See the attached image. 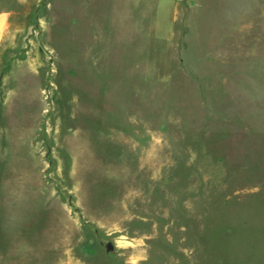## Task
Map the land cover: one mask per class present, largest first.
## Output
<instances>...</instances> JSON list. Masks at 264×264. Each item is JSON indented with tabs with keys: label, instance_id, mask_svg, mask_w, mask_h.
Segmentation results:
<instances>
[{
	"label": "rangeland",
	"instance_id": "374dc122",
	"mask_svg": "<svg viewBox=\"0 0 264 264\" xmlns=\"http://www.w3.org/2000/svg\"><path fill=\"white\" fill-rule=\"evenodd\" d=\"M0 4V264H264V0Z\"/></svg>",
	"mask_w": 264,
	"mask_h": 264
},
{
	"label": "crops",
	"instance_id": "0c3cea01",
	"mask_svg": "<svg viewBox=\"0 0 264 264\" xmlns=\"http://www.w3.org/2000/svg\"><path fill=\"white\" fill-rule=\"evenodd\" d=\"M11 15V11L0 4V50L8 31Z\"/></svg>",
	"mask_w": 264,
	"mask_h": 264
},
{
	"label": "water",
	"instance_id": "95a60500",
	"mask_svg": "<svg viewBox=\"0 0 264 264\" xmlns=\"http://www.w3.org/2000/svg\"><path fill=\"white\" fill-rule=\"evenodd\" d=\"M111 247H112L111 244H108V245H107V248H108V249H111Z\"/></svg>",
	"mask_w": 264,
	"mask_h": 264
}]
</instances>
